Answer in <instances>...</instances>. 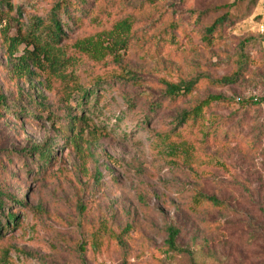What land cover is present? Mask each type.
<instances>
[{"label":"rangeland","instance_id":"obj_1","mask_svg":"<svg viewBox=\"0 0 264 264\" xmlns=\"http://www.w3.org/2000/svg\"><path fill=\"white\" fill-rule=\"evenodd\" d=\"M55 1L0 5V95L11 109H0V191L20 222L0 235V264H264V0L232 11L214 45L200 32L235 0H89L59 45L65 67L22 65ZM170 20L180 25L174 38L162 32ZM240 60L246 72L222 82ZM192 80V96L163 102L167 83ZM95 88V113L82 112L81 90ZM215 97L203 126L177 122ZM19 108L41 118L13 117ZM69 114L89 121L66 133ZM213 127L220 134L206 144ZM51 145V166L29 174L35 148ZM199 191L223 210L190 213ZM172 226L191 255L168 258Z\"/></svg>","mask_w":264,"mask_h":264},{"label":"trees","instance_id":"obj_2","mask_svg":"<svg viewBox=\"0 0 264 264\" xmlns=\"http://www.w3.org/2000/svg\"><path fill=\"white\" fill-rule=\"evenodd\" d=\"M164 0H151L153 3H159ZM261 0H235L232 4L225 5L222 8L225 11L224 16L217 18L212 24L205 25V27L200 32V37L202 42L206 45H214L215 42H221L223 39V31L227 28L228 24L233 23V19H230V13L232 11H237L242 4L246 3L245 9H255L258 3ZM0 5L8 8H12L13 2L12 0H0ZM92 4L89 0H56L53 2L49 13L46 18L37 20L38 27L36 30H31L30 39L31 45H33L34 50L26 53V57L22 59L21 64L27 66L29 63L35 65H41V63H45L53 70H59L62 67L66 66L67 58L63 56L62 51L59 48L61 41L66 38L65 33L70 31L71 27L79 26L84 23L85 18L87 17V13L90 12V6ZM244 9V10H245ZM12 10V9H11ZM21 11V8H18ZM201 18L196 16L195 21L200 23ZM180 31V25L177 24L174 20H170L168 25L162 29V32L166 37L174 38L176 34ZM238 70L237 72L231 76L230 78H224L222 82H226L227 84H233L237 82L240 78V74H244L247 70L246 65L243 64V61H238ZM30 65V64H29ZM240 75V76H239ZM100 84V83H98ZM166 93L165 98L163 100L164 103H176L181 99H185L186 97H190L193 95L198 88H200V83L197 80H192L190 82H181L178 84L167 83L166 85ZM99 89L95 88L88 92L86 89L81 90V97L78 104L79 109L83 112L85 109H90L91 113H95V106L90 105V100L94 98V104L99 100ZM91 96L88 99V96ZM222 100L220 97L210 98L204 102H198L194 104L190 110L183 111L182 114L178 117L177 122L180 125H188V126H198L204 125L205 119L208 114L210 101ZM264 104V100H262ZM163 102L158 104H153L152 112L156 110H160L163 107ZM209 102V103H208ZM130 105H134L131 101H129ZM253 104V103H252ZM90 105V106H89ZM255 105V104H254ZM38 110L47 111V108L41 107L39 104H36ZM130 106V107H132ZM4 108L6 112H10L11 109L7 107L6 99L0 95V109ZM13 109V108H12ZM89 111V110H88ZM49 116L53 117L51 111L48 112ZM11 115L15 118L25 117V118H33L38 119L41 118L37 114H31L29 111H25L19 108V112L11 113ZM93 115V114H91ZM69 123H67V128L64 130L67 132L73 131L74 122L77 120H85L89 121V118L76 116H68ZM151 116L144 117L143 123L148 124L151 120ZM143 124V126H145ZM220 132L216 127L209 129L203 135V141L206 144L215 143V139L218 138L217 134ZM66 137V136H65ZM231 134H225L224 139H230ZM55 147H37L32 152L35 154L36 161L34 162L35 167L31 170L28 169L27 172L29 174H33L34 176H42L47 169L51 166L53 156H54ZM32 155H30L31 157ZM5 192L0 191V235L3 232H7L11 229L10 226L17 228L19 226V220L17 219V214L11 212V210H5V203L3 202L5 197ZM14 204L22 205V202H18L17 199L12 198ZM224 204L215 196L208 195L202 191L196 192L192 196L191 203L188 206V210L190 213L194 215H199L202 211L209 210H223ZM180 237V231L175 227H169L168 229V242L167 246V255L168 258L175 257L180 253H184L187 255H191L189 252H185L179 245L178 239ZM196 264V263H193Z\"/></svg>","mask_w":264,"mask_h":264}]
</instances>
